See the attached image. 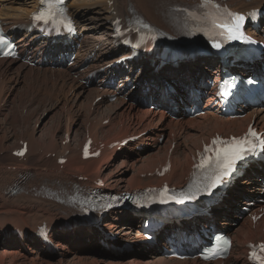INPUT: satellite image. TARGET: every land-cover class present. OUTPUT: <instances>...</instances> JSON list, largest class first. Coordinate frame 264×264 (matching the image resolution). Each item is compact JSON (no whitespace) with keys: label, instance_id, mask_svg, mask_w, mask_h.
<instances>
[{"label":"bare ground","instance_id":"6f19581e","mask_svg":"<svg viewBox=\"0 0 264 264\" xmlns=\"http://www.w3.org/2000/svg\"><path fill=\"white\" fill-rule=\"evenodd\" d=\"M6 1L8 0H0V18L6 25L25 22L29 14L37 8L35 0H23V5L18 7H13ZM178 1L197 0H70V13L81 31L79 38L84 42L82 49L78 51V62L67 66L54 54L56 51H63L61 46L37 43V35L29 39L22 35L16 40L21 51L36 63L34 67L18 61L0 60V103L10 105L13 111L19 109L20 103L17 107L11 106L15 105L21 94L24 99L28 93L29 97H35L37 92L35 93L31 84L39 80L45 92H42L44 97H39L38 105L53 110L51 117L37 131L35 127L32 130V126L40 117L30 125L25 120L26 117H19L16 112L9 111L7 116L2 115L3 110L0 108V264H208L198 259L177 261L166 257L164 251L168 249V245L160 238L157 241L162 242L163 249H157L151 254L141 251L144 247L138 243L140 233L132 235V217L128 212L124 213L125 209L106 216V221L99 228L90 226L80 230L76 227L70 234L62 237L56 233V227L73 215V211L63 203L72 196V185L76 183L74 178L86 177L85 185L92 189L96 188L94 182L97 180H102L105 188L124 191L160 186L162 181L179 186L190 171V154L200 148L202 140H208L216 133L224 136L240 134L252 121L254 126L264 130V108L259 106L251 109L242 118L220 116L211 105L213 98L209 97L213 92L210 90L204 96L205 104L200 107L203 115L196 117L183 113L176 118L168 116L163 106L169 101V96L165 99L157 92L155 98L160 106L156 110H150L130 99L134 94L140 96L143 93V83L147 84L150 95L155 92L156 89L150 85L160 79L161 73L171 78H175V74H182L181 79L188 82L182 93L192 89L193 85L201 89L208 76H219V66L218 70L212 73L202 67L186 74L184 67L187 65L181 63L178 66L168 64L160 71H155L154 68L140 73L133 67L119 77L123 80L121 88L116 89L111 84L117 73H110L104 67L126 55L122 52L116 56L117 51L112 49L109 23L116 17H126L132 12L141 14L155 27L171 32L173 28L170 25L172 20L169 18L168 6ZM228 4L235 11H246L264 6V0H228ZM252 33L257 38L264 37V23ZM64 49L66 51L69 48ZM44 57L49 60V64L44 63ZM204 59L208 63L214 61L211 56ZM192 62L194 61L191 60L190 63ZM89 72H94L95 78L86 86L81 82ZM193 74L198 75V80L192 77ZM19 77L24 80V85L12 91L15 85H21ZM28 81L33 82L29 84ZM7 83L11 84L9 88ZM39 89L41 90L40 87ZM58 93L63 95L62 101H54L47 107L46 103L50 100L45 97L51 98ZM107 93L114 94L116 100L109 103L105 98ZM99 96H102L101 101L94 104ZM175 104L178 108L184 105L190 108L199 106L195 97L189 96V91L184 95L182 104ZM34 108L30 107L29 114L35 112ZM66 113L63 119V114ZM105 120L108 122L104 125ZM131 134L142 136L126 147L120 155L105 150L98 159H80L78 147L87 135L95 142L110 144ZM160 137H165L162 142L158 140ZM68 138L70 141L63 145V141ZM20 141L27 142L24 161L11 155V152L18 149ZM73 142L76 143L75 146H72ZM142 144L148 147L149 151L134 153L133 149ZM66 151L69 153L67 162L60 168L57 159ZM168 156L170 172L162 178L148 176V173L161 167ZM263 188L264 165H261L259 169L247 173L234 189L233 196L215 210L217 213H213L211 219H206V228L213 226L215 229H222L232 238L231 253L224 264H249L246 260L245 244L264 241V215L256 225L251 223L249 217L244 216L235 228L231 227L240 211L231 201L236 199L240 206H244L249 200H256ZM260 209H264V203H255L250 214H259ZM125 222H128L130 227H127ZM198 222H194L195 226ZM43 223L52 227L50 238L53 237L57 241L56 251H49L38 242L28 241ZM186 228L192 232L195 227ZM15 229L20 230L27 240L21 241L14 236L12 230ZM107 232L112 236L117 235L121 241L133 240L132 244L140 250H135L126 260L101 257L91 246L98 245L97 235L104 242H110L105 239ZM163 233L164 231L160 234ZM2 236L14 239L2 243ZM87 237L92 241L87 243ZM86 251L91 257H85ZM51 252L56 254L50 255Z\"/></svg>","mask_w":264,"mask_h":264},{"label":"snow or ice","instance_id":"6c2138e0","mask_svg":"<svg viewBox=\"0 0 264 264\" xmlns=\"http://www.w3.org/2000/svg\"><path fill=\"white\" fill-rule=\"evenodd\" d=\"M243 19V17H236L237 23L234 27H229L228 25H220L225 31L228 33V36L231 40H239L241 39V35L239 33V20ZM33 20L36 22H47V20L44 17L43 12H38L33 15ZM68 27V30L71 31V22L69 21L66 25ZM9 42L7 39L3 36H0V45H7ZM214 47H220L219 44H214ZM10 53H5V55H9ZM248 137H252V140H249ZM216 141H213V145H216ZM232 147L228 149H216L215 147L213 149H205V152L213 151L215 154V160L213 163L217 166V172L215 174L214 181L211 185L212 188H215L217 184L223 182V178L228 177L231 175V173L235 170L236 165L240 161H244L245 158L252 153H255L257 149H264V139L257 136L255 132L252 130L249 131V134L247 137L242 138L240 140H237L236 138H233L231 142H229ZM19 155H22L23 153H18ZM210 158H205L202 160V166L203 164ZM166 190V189H165ZM262 250H264V245L259 246ZM253 256H255V252H253ZM264 264V262H262Z\"/></svg>","mask_w":264,"mask_h":264},{"label":"rangeland","instance_id":"374dc122","mask_svg":"<svg viewBox=\"0 0 264 264\" xmlns=\"http://www.w3.org/2000/svg\"><path fill=\"white\" fill-rule=\"evenodd\" d=\"M9 1V3H11V5L13 6V7H18V5H23V0H8ZM8 1H6V3L8 2ZM13 1V2H12ZM15 3V4H14ZM19 82H20V84L21 85H18V86H14V90H12V91H16L17 90V88H19V86H23L24 85V80L22 79V78H20L19 77ZM21 80H23V81H21ZM34 81V80H33ZM33 81H28L27 83H29V84H31ZM14 83V82H13ZM36 83H38V84H36ZM83 84V83H82ZM9 85H11V84H8L7 83V88H9ZM32 86H33V88H34V90H35V93L37 92V95L35 96V97H29V93L27 94L28 96L27 97H25V99L22 97V94L21 95H19L18 96V98H17V100H16V103H15V105H12L11 107H17V104L18 103H20L19 105L21 106L19 109H17V110H14L13 111V109L12 108H10V105H6L5 104V102H1L0 103V108L3 110V114L2 115H5V116H7L8 115V113H9V111H12V112H16V114L19 116V117H26V121H27V123H29L30 125L32 124V122L37 118V117H40L39 118V121L38 122H34V124H33V126H32V130L34 129V127L37 129V131L39 130V127L46 121V120H48V118L49 117H51V115H52V113H53V110L51 109V108H46V109H44L43 107H42V105H38L39 104V97H44V96H42L43 95V93L45 92V90H43V88H42V83H41V81H39V80H35L32 84H31ZM39 87L41 88V90L39 89ZM38 89V90H37ZM48 90V89H47ZM41 92V93H40ZM43 92V93H42ZM46 92H48V91H46ZM5 93H6V91H5ZM5 93H3V94H5ZM39 93V94H38ZM40 95V96H39ZM59 96V97H58ZM62 96V97H61ZM9 97V96H8ZM58 97V98H57ZM27 98V99H26ZM45 98H47V99H49L50 101V103L49 102H47L46 103V106L47 107H49V106H51L53 103H54V101L57 103V100H58V102H61L62 101V98H63V95H61L60 93H58V95H56V94H54V97H51V98H48V97H45ZM55 98V99H54ZM60 98V99H59ZM31 99V100H30ZM33 99V100H32ZM23 100V101H22ZM35 100V101H34ZM38 102H37V101ZM21 102H23V103H21ZM34 102V103H33ZM49 103V104H48ZM139 104H142V102H138ZM28 104H30V105H28ZM32 104V105H31ZM24 105V107H22ZM35 105V106H34ZM7 106V107H6ZM32 107V108H34L35 109V112H33L32 111V113L31 114H29V109H30V107ZM40 108H39V107ZM42 107V108H41ZM9 108H10V110H9ZM23 108H25V109H23ZM5 109V110H4ZM40 109H42V110H40ZM47 110V111H46ZM85 109H83V111H84ZM20 111V112H19ZM42 111H43V114H42ZM45 111V112H44ZM8 112V113H7ZM7 114V115H6ZM16 115V116H17ZM66 115H67V113L66 114H63V119H65V117H66ZM28 116V117H27ZM30 117V118H29ZM9 118V117H8ZM3 119V118H2ZM56 123V122H55ZM31 127V126H30ZM83 129V128H82ZM72 138V137H71ZM162 138V140L164 139V137H161ZM76 145V143H72V146H75ZM149 151V148H146V153ZM135 153V152H134ZM145 153V152H144ZM241 220L240 219H236L234 222H233V224L231 225V227L232 228H235L236 227V225L240 222ZM91 247H93V248H95L97 251H98V253H100V256L101 257H103V258H105V259H107V258H114V259H124V260H126V259H128V258H130L131 256L130 255H128V254H124L123 252H121L120 254H117V255H113L112 253H110L109 251H107V250H105V249H103L101 246H98V245H93V246H91ZM86 256L85 257H91V256H89V255H87V251H86Z\"/></svg>","mask_w":264,"mask_h":264}]
</instances>
